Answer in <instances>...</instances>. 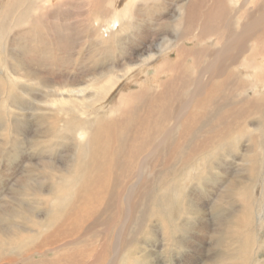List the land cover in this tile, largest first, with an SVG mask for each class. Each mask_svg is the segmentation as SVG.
<instances>
[{"label":"bare ground","instance_id":"6f19581e","mask_svg":"<svg viewBox=\"0 0 264 264\" xmlns=\"http://www.w3.org/2000/svg\"><path fill=\"white\" fill-rule=\"evenodd\" d=\"M3 1L5 0H0V58L9 83L6 81L4 85L0 84L1 88H5L6 95V99L2 98L0 101V107H6L17 126L22 119L26 123L36 120L38 112L43 113L47 109L54 113L51 119L66 116L64 125L59 130L55 129L54 134L58 135L59 131L63 137L64 133H71L76 142L73 150L77 156H74L75 162L71 165L62 168L49 161L50 164L44 163L37 167V171L51 175L49 188L43 189V183H38L34 189L33 185L27 184L36 196H43L44 199L48 197L46 200L51 201L54 211L73 205L76 190L67 191L68 187L73 185L71 182L75 177L85 176L82 174L86 171L83 170L86 169L84 166L88 165L89 156L95 159L96 146L102 151V118L108 120L104 127H109L111 121H121L119 117L115 119L120 112L121 116L128 115V119L131 117L135 120L149 110L157 119L159 115L162 121L168 119L174 122L170 121L173 126L160 136L158 132L154 133L158 140L153 147L148 144L151 147L143 159V165L138 173L136 171V174L128 177L123 185L126 187L122 188L118 196L115 216L116 219L123 217L124 223L119 228L117 237L114 236L115 256L121 254L127 246L126 236L131 233V220L137 206L135 199L139 197L140 188L148 183L144 177L149 170L150 160L159 165L162 156L172 153L180 160V164L186 158L189 160L196 157L198 160L205 149L216 142L212 143L208 137L204 140L205 135L222 139V130L225 129H234L235 150L249 131H255L264 141V5L257 0H176L175 8L170 13L166 12L167 0ZM142 17L147 18L143 21ZM167 26L173 28L175 34L172 31L166 32ZM43 31L51 35L46 36ZM195 41L202 46L190 47L188 42ZM174 51H177V61L168 59L158 64L161 58H168ZM99 54H107L113 60L111 64L108 63L106 74H99L98 77L96 72L94 74V71H90L91 68L78 73L77 63H85V58L88 57L95 60ZM116 59L119 61L115 62ZM190 61L193 68L187 67ZM48 64L52 65L53 72L57 71L54 78L53 72L49 73L51 77L42 72ZM156 64L158 66L155 68L154 81L150 79L143 82L138 91L122 95V102L117 107L108 108L105 105L113 91L119 93L123 87ZM190 69L196 70L197 77L191 74L194 70ZM165 74H171L172 77L163 80L162 76ZM98 79L102 80L99 82ZM245 82H249L251 86L246 87ZM9 84L10 87H6ZM39 87L49 89V99L40 98L42 92ZM159 87L162 91L155 93V89ZM248 90L257 95L256 99L251 100ZM164 101L172 103L171 108L160 111L158 105ZM178 103L179 107L174 106ZM250 118L257 119L258 122L249 123ZM54 125L56 126V122ZM118 140L121 142L122 139ZM196 143L198 144L195 145ZM84 144L86 145L83 146ZM227 146L220 140L217 148L224 149ZM48 147L46 149L54 153L55 148L51 145ZM225 152L228 153L227 150ZM84 159L87 163L82 161ZM114 163L108 161L100 169L107 173L108 170L114 172ZM121 165L117 163V166ZM121 167L123 170L124 164ZM207 169L206 164L200 169L201 178ZM81 180H84L82 188L90 189L96 185L91 179ZM228 186L227 192L233 193L244 206L240 215L228 222L226 231L230 238L241 240L248 237L241 235L244 234L243 229L248 228L251 200L246 190L239 189L242 185ZM52 193L57 194L55 199H49ZM223 201L224 198H220L219 203ZM19 214H10L0 204V238H19L33 231L26 225L12 221L13 217L33 221L28 217L22 218ZM109 232L106 229V233ZM72 244L70 241L51 250L59 255ZM114 262H117L116 257L110 264H115ZM131 263L128 261V264Z\"/></svg>","mask_w":264,"mask_h":264},{"label":"rangeland","instance_id":"374dc122","mask_svg":"<svg viewBox=\"0 0 264 264\" xmlns=\"http://www.w3.org/2000/svg\"><path fill=\"white\" fill-rule=\"evenodd\" d=\"M257 2L264 5L262 0H257ZM175 3L176 0H167L165 5L168 9L167 13L174 10ZM153 17L155 16L151 18ZM146 18L142 17V20L145 21ZM167 27L165 28L166 32L172 31L175 34L173 28ZM102 31L105 32V29ZM43 32L46 36L51 35L46 31ZM188 43L190 47L199 48L202 46L196 41ZM218 47L216 46V48ZM91 48L94 51L95 48L92 43ZM176 52L174 51L173 55H170L171 57L161 58L158 64L168 59L177 61ZM85 59H87L84 61L85 63H77L78 73L91 68L90 71H94V74L96 72L95 75L98 77L99 74H106L109 64L113 62L107 54H99L95 60H91L89 57ZM118 61L119 59L115 60V62ZM191 64L190 61L187 67H192ZM50 65L45 66L47 70L41 69L49 77H51L49 73L54 70ZM157 66L156 64L146 72L141 73L129 85L123 87L119 93L113 91L108 98L110 100L107 99L105 105L108 108L117 107L119 102H122V95L138 91L143 82L155 78ZM4 68L0 58V84L3 85L6 81L9 83L8 77L4 74ZM55 72L52 73L53 78L57 76V71ZM191 72L194 77H197L196 70ZM162 77L163 80H169L172 75L165 74ZM101 80L98 79L99 82ZM244 85L246 87L251 86L249 82H245ZM6 87H10V84ZM47 90L49 89H40L42 94L40 92L38 94H41V99L45 100L47 95H50V91ZM157 91H162V88L155 89V93ZM248 91L251 94V100L256 99L257 95L250 90ZM6 92L8 93V89ZM262 93L264 94V92ZM5 97V88H1L0 85V101ZM94 98L98 97L94 96ZM171 104L164 101L158 107L162 111L163 108H171ZM174 106L179 107L180 103L174 104ZM47 110L43 111L44 114L39 111L38 118L28 123L22 119L17 126L10 118V114L7 113L6 107H0V204L10 214L17 215L20 213L19 216L22 218L28 217L33 220L30 222L13 217V222L26 225L29 230L33 231L20 236L21 238H0V264H93L94 261L96 264H110L115 257L117 258L115 264H128V261L134 264L138 259L137 264H243L244 262L247 264H264V141L263 138H259L258 134H255V131V133L249 131L242 138L236 147L237 151L233 149L236 140L234 129L231 131L225 129L222 130L224 134L222 139L205 135L204 140L208 137L212 143L215 140L216 142L210 146L211 148L207 147L198 160L196 157L189 160L186 158L183 161L185 163L180 164V160L176 158L174 153L162 156L159 165L150 160L148 162L149 170L144 177L148 183L140 188L139 197L135 199L137 206L131 220V236H126L125 243L127 246L121 254L115 256V237H117L118 230L124 223L123 217L116 219L115 216L118 208L116 204L119 199L118 196L122 188L126 187L123 185L128 181V177H131L136 171L138 173L148 149L153 147L158 140V136L154 133L158 132L160 136L168 128L170 129L174 122L168 119L162 121L159 119V115L157 119L153 115L154 113H150L149 110L144 111L143 116L140 119L137 117L135 120L131 117L128 119V115L121 116L122 113L120 112L115 119L119 117L121 121H111L109 127H104L108 120L102 118L104 123L102 132L98 129L101 133L100 136H103L100 137L102 151L100 152L96 146L94 150L97 153L94 156L95 159L89 156V166H84L86 169L83 170L86 171L82 174L85 176L75 177L71 182L73 185L68 187L67 191L76 190L73 205L54 211L51 201L46 200L48 197L44 199L43 196L42 198L36 196L33 191L29 190L27 184L33 185V189L41 183H43V189L49 188L51 175L37 171V167L52 161L64 168L74 163V156L77 155L73 150L76 142L71 133H64L63 137L59 131L57 132L58 135L54 134L55 129L59 130L64 125L66 116L61 115L51 119V115L54 113L52 110ZM55 122L56 126L54 125ZM248 122L258 121L250 118ZM118 139H122L121 142ZM220 140H223L228 146L224 149H218ZM262 142L263 145H261ZM148 144L151 146L148 147ZM50 145L55 148L54 153L46 149ZM226 150L229 154L225 152ZM82 161L87 163L85 159ZM108 161L115 162L112 168L116 171L108 170L107 173L100 169V166L104 163L108 164ZM117 163L124 164L123 170L122 165L117 166ZM174 164L176 165L173 166ZM205 164L208 165V171L201 178L199 172ZM150 170L153 172L151 173ZM40 173L42 174L40 175ZM81 178L91 179L96 185L90 189L82 188L84 180ZM231 184L242 185L239 189L246 190L247 196L251 200L249 207L252 211L251 217L248 218V228L243 229L242 233L244 234L241 235L248 237L241 240L230 238L228 231H226L228 222L236 215H240L239 213L242 212L244 206L233 193L227 192L230 187L228 185ZM56 197L57 194L52 193L49 199ZM220 198H224L222 203H219ZM217 206L221 207L218 208ZM26 211L32 214H28ZM106 229H109L110 232L106 233ZM70 241L73 244L63 250L64 252L61 251L59 255L51 250ZM65 259L69 260L65 261Z\"/></svg>","mask_w":264,"mask_h":264}]
</instances>
